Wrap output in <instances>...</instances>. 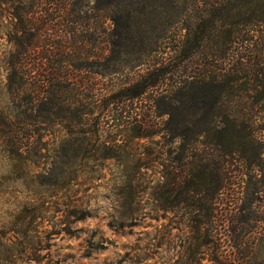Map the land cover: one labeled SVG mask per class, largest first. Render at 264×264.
I'll return each instance as SVG.
<instances>
[{
    "label": "trees",
    "instance_id": "obj_1",
    "mask_svg": "<svg viewBox=\"0 0 264 264\" xmlns=\"http://www.w3.org/2000/svg\"><path fill=\"white\" fill-rule=\"evenodd\" d=\"M93 1L0 0V33L7 41L0 61V141L14 161L26 159L36 168L26 177L23 207L32 211L24 221H45L52 208L77 221L92 218L99 208L89 192L107 188L117 195L111 228L183 214L188 231L168 264H264L263 152L236 160L239 151L229 149L264 142V0H198L203 18L209 17L191 49L204 57L201 73L182 79L174 55L148 64L134 84L109 90L103 110L108 117L134 124L137 138H161L138 144L134 157L130 142L77 145L73 139L77 123L84 125L92 114L85 92L93 98L103 91L88 81L117 76L122 68L100 63L113 59L115 49L109 41L108 49L98 50L95 19L112 21L110 32L120 34L124 7L137 0ZM189 83L199 90L183 92ZM175 90L178 107L171 104ZM76 91L85 99L78 100ZM117 157L123 173L108 178L102 171ZM144 201L151 205L142 206ZM162 229L133 257L138 250L173 248L171 232ZM38 240L24 234L16 245L27 250L11 257L12 264L36 261V249L49 244Z\"/></svg>",
    "mask_w": 264,
    "mask_h": 264
},
{
    "label": "rangeland",
    "instance_id": "obj_2",
    "mask_svg": "<svg viewBox=\"0 0 264 264\" xmlns=\"http://www.w3.org/2000/svg\"><path fill=\"white\" fill-rule=\"evenodd\" d=\"M198 2V0H137L134 4L129 2L124 7L126 27L120 29L118 31L120 34L116 33V35L110 32L114 29L112 21H105L103 17L95 19L96 23L92 27L98 50L108 49L109 41H114L115 49L113 59L102 60L100 63L104 64L105 68L120 63L122 68L117 76L104 78L95 76L91 77L90 82L88 81V85L95 89L101 87L103 91L93 98V95L85 92V95H88L86 101L90 104L89 109L92 114L86 116L84 125L79 123L76 125L73 139L77 145L83 142L91 145L101 142L119 144L130 142L132 150L129 155L134 157L139 149L138 144L148 145L161 140L160 136L137 138L134 124L123 121L118 123L108 117L103 110L109 90L134 84L147 72L148 64L153 61L156 63L160 59H169L175 55L174 58L181 61L180 65L183 66L182 79L186 80L188 76L195 77L201 73V70L205 68L203 67L204 57L198 48L191 49L195 45L196 37L205 29L207 25L205 22L209 20V17L203 18L202 5ZM92 3H94L93 0ZM96 25H98L97 28ZM102 29L109 30L102 33ZM6 46V37L0 33V61ZM144 51L146 55L142 54ZM213 61L210 59V62ZM93 62V68L96 69L98 63L95 60ZM84 74L82 73V76ZM2 75L0 70V80ZM80 83L81 80L78 81V84ZM189 85V88L183 89V92L199 90L197 85L190 83ZM175 91L172 93L173 103L171 104L173 107H178L175 98L180 94V90ZM79 92L76 91L78 100L83 97ZM92 94H97V91ZM148 100H152L150 95ZM229 149L239 151L236 154V160H241L243 156H254L260 152H263L262 158L264 157V142L260 145L244 141V144L237 146L230 144ZM9 150L8 144L0 141V264H12L11 257L20 256L21 252L27 250L24 246L16 245L24 234H32L37 245L38 239H42L47 244L49 242L48 249H36V261L32 264H168L177 259L178 246L181 245L180 238L188 231L184 226L183 214L170 212L166 215V219L161 218L157 221L141 218L125 229L111 228L109 215L116 204L117 195L115 191L107 188L93 189L89 192L93 197L91 205L99 208L92 218L77 221L74 217L52 208L45 221L38 220L31 226L29 220H24L30 218L32 208L23 206L27 198L26 191L29 189L26 182L27 174L36 168L30 167L26 159L14 161ZM43 152L49 157L46 150ZM119 158L106 162L102 173L108 178L123 173V169L117 165ZM45 159L41 160V163H46ZM239 188L237 184L232 193L239 191ZM236 197V195L231 196L230 200L235 201ZM260 203L264 209V198ZM150 205L149 201L142 202L144 207ZM160 215L164 216L163 213ZM159 228H163L162 231L167 228L171 232L170 240L173 241V248L168 251H165V247V250L153 248L149 253L138 250V256L133 257L135 253L133 250L146 247L152 242L151 239L157 234ZM15 229L20 232L19 235L13 233ZM31 229L32 232H30ZM104 245L106 248L102 249ZM11 246L14 247L10 248ZM145 253L149 257H144ZM23 260L27 261L25 258ZM16 264H26V262Z\"/></svg>",
    "mask_w": 264,
    "mask_h": 264
}]
</instances>
